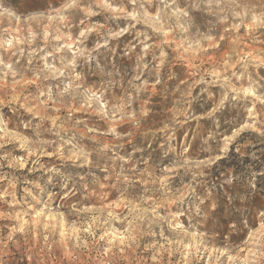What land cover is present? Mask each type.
Segmentation results:
<instances>
[{
  "label": "rangeland",
  "instance_id": "obj_1",
  "mask_svg": "<svg viewBox=\"0 0 264 264\" xmlns=\"http://www.w3.org/2000/svg\"><path fill=\"white\" fill-rule=\"evenodd\" d=\"M0 264H264V0H0Z\"/></svg>",
  "mask_w": 264,
  "mask_h": 264
}]
</instances>
